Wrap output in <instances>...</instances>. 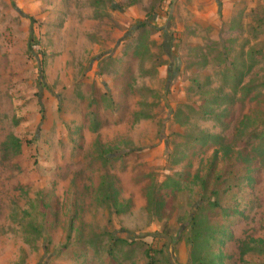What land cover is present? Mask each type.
I'll use <instances>...</instances> for the list:
<instances>
[{"label": "rangeland", "instance_id": "1", "mask_svg": "<svg viewBox=\"0 0 264 264\" xmlns=\"http://www.w3.org/2000/svg\"><path fill=\"white\" fill-rule=\"evenodd\" d=\"M263 143L264 0H0V264H264Z\"/></svg>", "mask_w": 264, "mask_h": 264}, {"label": "trees", "instance_id": "2", "mask_svg": "<svg viewBox=\"0 0 264 264\" xmlns=\"http://www.w3.org/2000/svg\"><path fill=\"white\" fill-rule=\"evenodd\" d=\"M20 147H21V144L19 143V141L17 139H15L14 137H9L4 144V153L10 154L11 156L16 157L20 154V150H21ZM260 152H263V149L261 151H259V153ZM245 180H246V182L252 181L251 175L248 174L245 177ZM210 240H211V243L214 242L213 235H212ZM219 243L222 245L223 241L220 240ZM241 255L243 256L244 253L242 252ZM195 264H221V263H217V262L213 261L212 259L210 260L208 258H200L196 261Z\"/></svg>", "mask_w": 264, "mask_h": 264}]
</instances>
